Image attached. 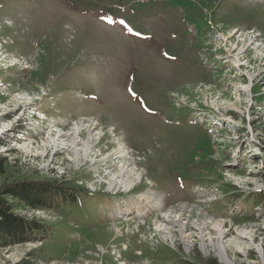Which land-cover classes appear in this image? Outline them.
<instances>
[{"label":"rangeland","instance_id":"obj_1","mask_svg":"<svg viewBox=\"0 0 264 264\" xmlns=\"http://www.w3.org/2000/svg\"><path fill=\"white\" fill-rule=\"evenodd\" d=\"M0 159L80 189L0 264H264V0H0Z\"/></svg>","mask_w":264,"mask_h":264},{"label":"trees","instance_id":"obj_2","mask_svg":"<svg viewBox=\"0 0 264 264\" xmlns=\"http://www.w3.org/2000/svg\"><path fill=\"white\" fill-rule=\"evenodd\" d=\"M0 172H2L1 159ZM77 187H68L57 181H19L0 187V249L19 243L43 240L47 235L48 227L34 218L21 215L18 211L54 210L60 203L66 204L68 201H73L74 197L79 196L77 192L80 189ZM259 200L264 205V195ZM28 257L15 264H38L39 258L34 256V252H30ZM211 261L200 259V263H195L216 264ZM182 264L190 263L183 260Z\"/></svg>","mask_w":264,"mask_h":264},{"label":"bare ground","instance_id":"obj_3","mask_svg":"<svg viewBox=\"0 0 264 264\" xmlns=\"http://www.w3.org/2000/svg\"><path fill=\"white\" fill-rule=\"evenodd\" d=\"M244 88H246V87H244ZM26 111V110H25ZM123 173H125V172H123ZM121 175V174H120ZM119 176V175H118ZM124 176V175H123ZM214 227H215V229L216 230H218V232L219 233H221L222 232V229H221V226L219 225V224H214ZM219 238L221 239L222 238V236L219 234ZM217 244V253H218V255H219V257L222 259V260H224L226 263H232V260L230 259V258H228V256H227V252H226V249H225V246H224V244L222 243V241H219L218 240V243H216ZM202 247L203 248H205V244L204 243H202ZM226 254V255H225Z\"/></svg>","mask_w":264,"mask_h":264}]
</instances>
